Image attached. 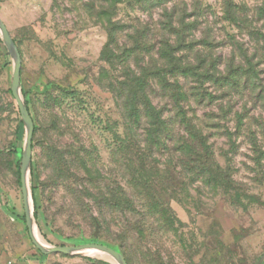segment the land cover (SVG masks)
Listing matches in <instances>:
<instances>
[{
  "label": "rangeland",
  "instance_id": "374dc122",
  "mask_svg": "<svg viewBox=\"0 0 264 264\" xmlns=\"http://www.w3.org/2000/svg\"><path fill=\"white\" fill-rule=\"evenodd\" d=\"M229 6L264 31L256 16L264 0L0 3L34 124L24 199L27 124L11 94L8 58L0 65V264H118L92 251L45 255L32 238L46 249L104 245L126 264L258 263L264 101L230 92L198 102L191 80L169 72L161 53L169 45L174 63L193 64L194 50L180 51L174 34L185 24L187 42L213 44L212 55L226 63L231 40L249 41L248 29L225 19ZM179 86L186 101L177 99ZM178 104L206 139L210 163L191 160ZM147 107L159 114L158 129Z\"/></svg>",
  "mask_w": 264,
  "mask_h": 264
},
{
  "label": "trees",
  "instance_id": "16d2710c",
  "mask_svg": "<svg viewBox=\"0 0 264 264\" xmlns=\"http://www.w3.org/2000/svg\"><path fill=\"white\" fill-rule=\"evenodd\" d=\"M224 14L225 19L232 25L240 29H248V45L231 40V55L225 63L222 57H214L212 55L213 48H215L213 44L205 41L187 42L185 31L189 29H185L187 26L183 24V28L174 33L178 37L179 43L177 47L181 49L180 51L190 53L194 50V62L193 64L187 63L184 65L174 63L176 61L173 55L174 48L166 45L161 53L168 61L170 66L169 72L174 71L182 78L191 80V83L194 84L191 90L198 102L208 101L211 103L217 100V97L224 96V94L229 95L230 92L234 94L246 92L257 101H264V69L261 68L264 65V31L261 28H252V22L248 23L246 14L238 7L229 6L226 8ZM256 16L259 21L263 20L264 9H258ZM116 28L115 26L109 27V33L112 34ZM167 29L169 31L174 30L171 27ZM249 44H251V48H249ZM197 46H202L203 50H207L202 51L197 49ZM221 65H224L223 69ZM206 84H209V87H206ZM177 88L179 90L177 97L179 102L186 101L187 97L182 92V87L179 86ZM209 88H213V90L209 92ZM177 111L178 116L181 117L182 129L192 141L191 143L188 141L183 143L187 150L189 148V151H191L189 152L191 160L196 163H210L211 159L206 139H204L201 132L195 128L192 122L187 119L185 111L179 104L177 105ZM147 113L148 118L154 122L151 126L154 129H158V125L160 124L159 114L150 107H147ZM197 147L201 152L194 150Z\"/></svg>",
  "mask_w": 264,
  "mask_h": 264
},
{
  "label": "water",
  "instance_id": "95a60500",
  "mask_svg": "<svg viewBox=\"0 0 264 264\" xmlns=\"http://www.w3.org/2000/svg\"><path fill=\"white\" fill-rule=\"evenodd\" d=\"M0 40L13 66L12 81H11V87H10L11 94L15 99V102L17 104L18 111L20 113L22 121L25 124H27V135H26L25 145L23 149V156H22L21 169H20L21 192H22L23 198L26 199L27 190H26V184H25V173H26V170L30 167V162H31L34 124L30 117L27 105L25 104V102L22 100L20 96L21 57L17 52V48L14 45V42L11 38L10 33L6 29L1 19H0ZM26 224L27 226L30 225L28 218H26ZM32 242L45 255L68 254V253L82 254L87 251H92L95 253L102 254L106 257L112 258L118 264H126V261L124 260L122 255H120L119 253L115 252L114 250L104 245L86 244V245H80L76 247L58 246V247H52V248L46 249L45 245L37 243L33 238H32ZM263 259H264V256L258 261L257 264H261Z\"/></svg>",
  "mask_w": 264,
  "mask_h": 264
},
{
  "label": "built area",
  "instance_id": "2783aa9c",
  "mask_svg": "<svg viewBox=\"0 0 264 264\" xmlns=\"http://www.w3.org/2000/svg\"><path fill=\"white\" fill-rule=\"evenodd\" d=\"M4 0H0V3H2ZM8 55L6 54V51L3 47V44L0 40V65L5 64L6 62H8ZM7 264H13V262L9 261Z\"/></svg>",
  "mask_w": 264,
  "mask_h": 264
}]
</instances>
